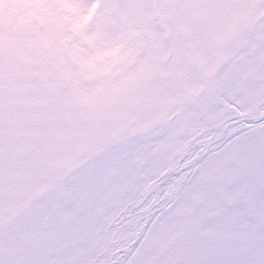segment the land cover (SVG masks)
I'll list each match as a JSON object with an SVG mask.
<instances>
[{
	"label": "snow or ice",
	"instance_id": "6c2138e0",
	"mask_svg": "<svg viewBox=\"0 0 264 264\" xmlns=\"http://www.w3.org/2000/svg\"><path fill=\"white\" fill-rule=\"evenodd\" d=\"M0 264H264V0H0Z\"/></svg>",
	"mask_w": 264,
	"mask_h": 264
}]
</instances>
